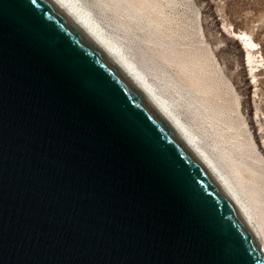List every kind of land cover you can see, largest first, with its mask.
<instances>
[{"label":"water","instance_id":"95a60500","mask_svg":"<svg viewBox=\"0 0 264 264\" xmlns=\"http://www.w3.org/2000/svg\"><path fill=\"white\" fill-rule=\"evenodd\" d=\"M0 264H264L174 137L42 0H0Z\"/></svg>","mask_w":264,"mask_h":264},{"label":"rangeland","instance_id":"374dc122","mask_svg":"<svg viewBox=\"0 0 264 264\" xmlns=\"http://www.w3.org/2000/svg\"><path fill=\"white\" fill-rule=\"evenodd\" d=\"M74 1L226 176L264 242V0H130L137 18ZM234 33L257 44L251 64Z\"/></svg>","mask_w":264,"mask_h":264},{"label":"bare ground","instance_id":"6f19581e","mask_svg":"<svg viewBox=\"0 0 264 264\" xmlns=\"http://www.w3.org/2000/svg\"><path fill=\"white\" fill-rule=\"evenodd\" d=\"M111 67L121 80L133 91V93L152 112L159 122L174 137L202 173L207 177L225 202L231 207L245 229L254 240L259 251L264 257V242L253 226L252 215L244 207L237 196L234 187L229 183L225 175H222L215 167L213 161L196 145L197 141L190 131L173 116V111L168 112L158 96L153 92V87L145 79L144 74L135 68L118 51V48L104 39L96 25L91 22L88 15L77 8L74 0H42ZM134 4L130 0H110L106 8H110L116 14L125 11L130 12L131 18H137V13L130 7ZM124 6V7H123ZM146 25L148 22H144ZM234 37L242 44L247 53V62L251 64V50L257 47L250 36L245 33H234ZM135 38V37H134ZM130 41H136L130 38ZM252 71V70H251ZM153 76L169 86V78L153 73ZM180 93V92H179ZM181 94L177 100H180ZM168 105V104H167ZM168 109V108H167ZM196 117L197 115L194 114ZM196 141V143H195Z\"/></svg>","mask_w":264,"mask_h":264}]
</instances>
